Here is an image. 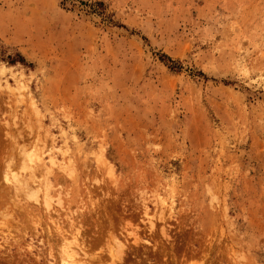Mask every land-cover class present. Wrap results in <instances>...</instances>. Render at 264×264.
I'll list each match as a JSON object with an SVG mask.
<instances>
[{"label":"rangeland","instance_id":"1","mask_svg":"<svg viewBox=\"0 0 264 264\" xmlns=\"http://www.w3.org/2000/svg\"><path fill=\"white\" fill-rule=\"evenodd\" d=\"M65 245L264 264V0H0V264Z\"/></svg>","mask_w":264,"mask_h":264},{"label":"bare ground","instance_id":"2","mask_svg":"<svg viewBox=\"0 0 264 264\" xmlns=\"http://www.w3.org/2000/svg\"><path fill=\"white\" fill-rule=\"evenodd\" d=\"M37 149V148H36ZM40 148L39 149H37V151L35 150V152L37 153V155H38V157H39V154H40ZM34 151H33V154L31 153L30 154V152L28 151L27 153H29V155L26 153V155H27V159L30 161V162H34L35 161V159H36V153H35ZM38 152H39V154H38ZM42 153V152H41ZM25 154H24V156H26ZM50 157V156H49ZM37 159H39V158H37ZM25 162H26V164H25V167H27V162L28 161H26V160H24ZM40 161V160H39ZM50 162H51V164L53 165L54 163H55V160H54V157H50ZM24 164L22 165L23 166V168H24ZM32 165V164H31ZM36 165V164H35ZM38 165H36V167L34 166H32L33 168H30L31 170H34V168H38L37 167ZM61 166V165H60ZM45 167V166H44ZM26 169V168H25ZM27 170H29V168H27ZM46 170V169H45ZM28 172H30V171H28ZM33 172V171H32ZM48 173V172H47ZM14 175V180L16 179V181L18 182H20V180H22V179H20V177L18 176V174H13ZM31 176V175H30ZM18 177H19V179H18ZM45 178H46V176H45ZM25 181V180H24ZM46 182H45V185H44V188L43 189H45L44 190V192H43V201L45 202V205L47 206V207H50L51 206V204H52V197H51V195H49V190H50V188H48V186L50 187V185H49V183L47 182V179L45 180ZM18 182V183H19ZM41 182V181H40ZM42 182H43V180H42ZM21 183V182H20ZM25 184V182L23 183V184H20L21 185V187H25L26 185H24ZM41 184V183H40ZM39 184V185H40ZM19 185V186H20ZM42 185H43V183H42ZM39 187V186H38ZM38 187H36L38 190L40 189V188H38ZM37 190V191H38ZM32 191H34V190H32ZM40 191V190H39ZM35 192V195H34V197H31V196H33V193ZM33 193L32 192H26V193H29L31 196H29L28 198H30L31 197V199H34L35 198V200L37 201L38 199V197L36 196L37 195V192H36V190L34 191ZM39 193V192H38ZM59 196V195H58ZM60 203V202H59ZM151 219V218H150ZM150 221V224L151 225H153V222L151 221V220H149ZM71 242V241H70ZM68 243V242H67ZM73 244V243H72ZM69 245V244H68ZM68 245L66 246H64V251H63V255H62V257H61V264H78L79 263V261H77L76 259H75V256H74V254L75 253H73L74 251L73 250H71L70 249V247H68ZM79 247V246H78Z\"/></svg>","mask_w":264,"mask_h":264}]
</instances>
